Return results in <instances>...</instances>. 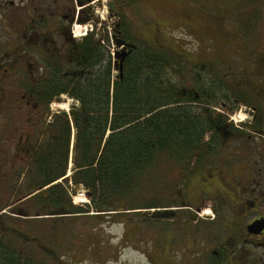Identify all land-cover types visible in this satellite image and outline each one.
I'll return each instance as SVG.
<instances>
[{"label": "flooded vegetation", "instance_id": "af4514ba", "mask_svg": "<svg viewBox=\"0 0 264 264\" xmlns=\"http://www.w3.org/2000/svg\"><path fill=\"white\" fill-rule=\"evenodd\" d=\"M132 1L142 0H0V164L23 161L28 155L34 130L45 115L50 83L68 81L82 73V67L94 64L97 51L109 49L117 32L130 43L122 36L128 33L124 19ZM243 20L238 21L239 31L246 37L242 29L250 24L246 16ZM224 42L222 46H238ZM126 52L129 55L130 49ZM224 52L219 66H213L216 60L211 57L204 60L207 76L198 78L199 92L180 90L192 100L178 105L220 114L223 121L204 133L202 143L209 149L183 167L190 184L185 194L181 192V201L174 203L171 219L174 233L180 232L179 250L187 257L178 264H194L190 261L194 253L203 256L198 264H264V56L232 51L239 59L233 62L228 49ZM22 144L24 153L18 155ZM4 176L0 171V178ZM3 181L0 195L18 194L10 180ZM212 183L215 191L208 186ZM190 191L201 193L202 202L192 203ZM213 194L218 196L212 199ZM25 196L4 208L0 205V222L10 229L9 233L0 228L2 246L15 249V219L49 218L18 211L28 198L19 199ZM208 200L213 203H205ZM256 223L260 229L250 231ZM198 225L205 229L193 230V238L190 230Z\"/></svg>", "mask_w": 264, "mask_h": 264}, {"label": "trees", "instance_id": "16d2710c", "mask_svg": "<svg viewBox=\"0 0 264 264\" xmlns=\"http://www.w3.org/2000/svg\"><path fill=\"white\" fill-rule=\"evenodd\" d=\"M122 38L130 40L128 34ZM130 43L136 47L121 68L115 61L116 76L109 53L98 50L95 63L82 67V73L49 84L45 115L34 130L28 155L11 165L0 164V171L6 174L0 184L7 179L16 187L20 182L17 196L43 189L20 203L18 211L28 216L86 213L71 203L70 193L79 187L88 194L95 216L105 213L120 218L128 210L168 208L156 202L130 209L138 200L134 194L151 189L155 176L169 173L177 180L189 178L183 167L194 155L202 156L209 149L202 143L203 135L223 117L178 105L192 98L184 97L179 81H174L179 64L173 53ZM61 95L78 106H71L68 112H51L49 105ZM24 146H18V155L24 153ZM69 170L72 174L59 183ZM6 225L0 222V228L10 233ZM15 251L0 245V264H19L17 258L22 256Z\"/></svg>", "mask_w": 264, "mask_h": 264}, {"label": "rangeland", "instance_id": "374dc122", "mask_svg": "<svg viewBox=\"0 0 264 264\" xmlns=\"http://www.w3.org/2000/svg\"><path fill=\"white\" fill-rule=\"evenodd\" d=\"M245 16L250 25L249 29H242L248 35L243 37L239 22L243 24ZM124 20L131 42L141 46L153 45L174 54V61L179 64L174 81H179L181 91L193 89L199 92L202 83L197 82L198 78L207 76L204 60L211 57L216 60L213 66H219V60L225 58V48L233 62L239 59L231 55L232 51L264 56V0H142L131 4L129 16ZM224 41L235 42L238 46H222ZM115 50L109 45L105 52L113 57ZM181 58L185 60L179 62ZM113 74H118L116 69ZM73 104L70 98L60 97L49 105V110H69ZM174 177L169 173L155 176V182L150 183L151 189L138 190L134 194L133 198L138 200L130 209L144 207L147 203L155 205L156 202L174 208V203L181 201L182 193L187 192L190 184L189 178L177 180ZM195 184L193 187H197ZM0 185L4 187L6 182ZM16 185L18 188L20 182ZM215 185L208 184L212 190ZM27 194L4 193L0 195V205H10ZM190 196L192 203L203 200L201 193L190 191ZM217 196L213 194L211 198ZM70 197L74 207L86 213L14 220L18 231L13 233L12 239L17 255L22 256L21 260L17 258L19 264H174L175 260L178 264L182 257L187 260L179 250L182 244L180 232L174 233L171 219H151L147 214L143 216L146 210L137 209L124 211L120 218L105 214L95 216L84 189L74 188ZM205 203L212 204L213 201ZM12 213L10 211V215ZM5 216L3 218L12 225ZM195 229L202 232L205 228L198 225L191 229L193 238ZM213 230L214 227H208L211 234L216 233H212ZM202 257L194 253L190 261L198 264L203 261Z\"/></svg>", "mask_w": 264, "mask_h": 264}, {"label": "water", "instance_id": "95a60500", "mask_svg": "<svg viewBox=\"0 0 264 264\" xmlns=\"http://www.w3.org/2000/svg\"><path fill=\"white\" fill-rule=\"evenodd\" d=\"M120 35V32H117V34L114 37V42H115V46L118 49H121V51L116 52L115 54V58L118 59V64L121 68L123 60L126 58V56L128 55V53L126 52V49H134L135 45L131 44V43H126L125 41L121 40L120 38H118L117 36ZM115 68H117V64H115ZM71 152L73 153V144H72V149ZM71 174V173H70ZM64 180V178L62 179ZM61 180V181H62ZM59 181V182H61ZM47 189V188H46ZM43 189H38L37 192L41 191ZM33 194H28L27 196H25L24 198L19 199V201H22L26 198L31 197ZM9 209L6 210V212H8ZM147 215L150 216L151 219H157V220H165V219H171L174 217V209L172 208H168V209H156V210H149L146 211ZM39 217V216H37ZM259 224H253L251 225L248 229L252 232L257 231V229L259 230L261 226H259Z\"/></svg>", "mask_w": 264, "mask_h": 264}, {"label": "bare ground", "instance_id": "6f19581e", "mask_svg": "<svg viewBox=\"0 0 264 264\" xmlns=\"http://www.w3.org/2000/svg\"><path fill=\"white\" fill-rule=\"evenodd\" d=\"M240 118V117H239ZM241 119V118H240ZM207 214V213H206Z\"/></svg>", "mask_w": 264, "mask_h": 264}]
</instances>
